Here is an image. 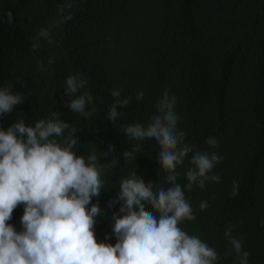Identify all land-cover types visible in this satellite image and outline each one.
I'll return each instance as SVG.
<instances>
[{
    "label": "trees",
    "instance_id": "1",
    "mask_svg": "<svg viewBox=\"0 0 264 264\" xmlns=\"http://www.w3.org/2000/svg\"><path fill=\"white\" fill-rule=\"evenodd\" d=\"M66 2L0 0V87L13 84V93L24 99L0 118V128L21 119L34 126L56 113L78 130L77 155L87 157L95 150L99 156L114 147V153L99 160L103 164L115 156L119 165L102 175L104 190L92 203L103 210L95 218L97 241L115 244L111 216L120 204L110 208L108 203L119 192V180L136 172L154 188L170 186L157 163L156 141L133 140L120 125L146 127L157 99L169 90L177 98L185 142L223 157L213 169L219 183L185 190L195 219L179 227L215 248L218 264H234V254L225 256L230 245L224 229L231 224L233 235L244 238L249 264H264V0H73V19L54 24ZM41 28L49 29L53 43L41 39L39 51L33 52L32 38ZM69 76L86 81L76 95L93 96L86 105L87 111L96 109L90 117L68 110L66 102L74 98L64 95ZM113 89L121 91V99L132 97L118 109L123 114L115 124L107 119ZM140 91L144 98L137 101ZM210 136L219 141L218 148L205 143ZM58 140L66 146L63 138ZM136 145L133 158L124 160L123 152ZM189 166L186 158L177 169L181 185L187 183ZM234 180L239 185L232 196ZM202 201L208 203L203 211ZM22 215L20 205L8 221L17 231L22 230Z\"/></svg>",
    "mask_w": 264,
    "mask_h": 264
},
{
    "label": "clouds",
    "instance_id": "2",
    "mask_svg": "<svg viewBox=\"0 0 264 264\" xmlns=\"http://www.w3.org/2000/svg\"><path fill=\"white\" fill-rule=\"evenodd\" d=\"M73 0H67L59 9L63 24L73 19ZM12 23L11 11L5 13ZM31 50L40 49V40L52 44L48 28H41L32 38ZM41 71L43 64L38 60ZM49 63H52L49 60ZM65 96L68 110L90 117L95 111L86 110L93 103L91 93L76 95L86 81L77 76L65 80ZM13 84L0 87V118L13 112L23 103L20 93H13ZM115 98L109 106L107 119L115 124L132 97L121 99V91L110 92ZM143 91L135 99L142 101ZM177 98L163 91L155 103L156 112L145 127L141 123L121 124V131L137 141L155 140L159 146L157 163L165 175V188L145 183L133 172L119 180V192L109 201L111 208L120 204L118 212L111 216L112 235L116 243L98 242L94 227L96 217L103 211L99 203H92L104 190L102 175L119 165L113 158L101 163L100 156L115 152L112 145L106 151H92L87 157L77 155L73 148L79 144L74 135L78 130L52 113L50 118L35 122L34 126L24 119L14 122L6 130L0 128V264H218L221 259L217 250L198 236H190L181 227L184 221L195 219L193 208L185 197V190L193 187L204 189L206 182L219 183L220 177L213 172L223 157L215 151L196 150L185 142L187 133L179 127L180 115L176 111ZM58 138L66 141L62 146ZM209 148L219 147L215 137H208ZM139 145L132 151H124V160L133 158ZM191 154V156H190ZM190 156V158H189ZM188 158L189 167L184 173L187 183L181 185L178 178ZM238 181H233L232 196L237 195ZM23 205L20 218L22 230L17 231L8 223L14 209ZM207 201L199 205L207 209ZM264 226V221L261 222ZM234 226L224 229L230 247L225 256L235 255L234 264H249L250 253L244 250L242 235H233ZM110 237L106 234L105 240Z\"/></svg>",
    "mask_w": 264,
    "mask_h": 264
}]
</instances>
